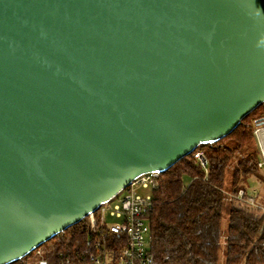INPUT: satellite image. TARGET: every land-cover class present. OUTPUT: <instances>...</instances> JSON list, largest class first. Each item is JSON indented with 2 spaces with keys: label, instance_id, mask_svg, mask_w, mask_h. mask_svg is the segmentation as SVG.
Wrapping results in <instances>:
<instances>
[{
  "label": "water",
  "instance_id": "obj_1",
  "mask_svg": "<svg viewBox=\"0 0 264 264\" xmlns=\"http://www.w3.org/2000/svg\"><path fill=\"white\" fill-rule=\"evenodd\" d=\"M264 103V0H0V264Z\"/></svg>",
  "mask_w": 264,
  "mask_h": 264
},
{
  "label": "trees",
  "instance_id": "obj_2",
  "mask_svg": "<svg viewBox=\"0 0 264 264\" xmlns=\"http://www.w3.org/2000/svg\"><path fill=\"white\" fill-rule=\"evenodd\" d=\"M263 120L264 103L227 136L197 147L158 175L151 192L154 208L146 215L148 250L155 263L264 264V213L234 199L240 189L250 194L249 178L261 179L252 131ZM196 153L206 161L204 167ZM102 238L105 243L97 248ZM125 244L126 236L104 231L97 222L91 230L86 217L10 264L39 259L48 264H90V257L118 264Z\"/></svg>",
  "mask_w": 264,
  "mask_h": 264
},
{
  "label": "built area",
  "instance_id": "obj_3",
  "mask_svg": "<svg viewBox=\"0 0 264 264\" xmlns=\"http://www.w3.org/2000/svg\"><path fill=\"white\" fill-rule=\"evenodd\" d=\"M252 135L258 151L257 168L262 170L264 168V120L254 127ZM194 157L198 159L201 166H205L206 161L201 153H196ZM158 175L157 173L139 175L130 185L88 216L91 230L97 222L104 231L126 236V244L120 250L118 264H157L148 250L146 236L148 237L149 227L146 215L154 208L151 192L157 187ZM234 199L242 205L259 208L264 213V207L257 203L258 196L255 192L247 194L240 189ZM109 216L113 219L112 223L107 222ZM103 242L105 243L103 238L102 241H97L96 247H103ZM90 261V264H105L100 258L90 257ZM28 264L48 263L44 259H39L29 261ZM65 264L69 262L66 261Z\"/></svg>",
  "mask_w": 264,
  "mask_h": 264
},
{
  "label": "rangeland",
  "instance_id": "obj_4",
  "mask_svg": "<svg viewBox=\"0 0 264 264\" xmlns=\"http://www.w3.org/2000/svg\"><path fill=\"white\" fill-rule=\"evenodd\" d=\"M261 179H257L255 177H251L246 182V188L248 190V193L255 192L258 196L257 203L264 207V168L260 170ZM107 222L112 223L113 219L109 216L107 218ZM227 219L226 215H224L222 220L223 227L226 226ZM146 240H148V237L146 236ZM29 262V261H28Z\"/></svg>",
  "mask_w": 264,
  "mask_h": 264
}]
</instances>
